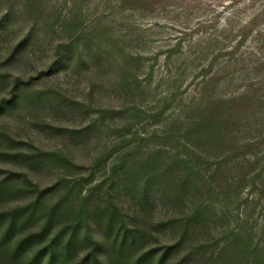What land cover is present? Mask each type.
I'll list each match as a JSON object with an SVG mask.
<instances>
[{"label":"rangeland","instance_id":"obj_1","mask_svg":"<svg viewBox=\"0 0 264 264\" xmlns=\"http://www.w3.org/2000/svg\"><path fill=\"white\" fill-rule=\"evenodd\" d=\"M12 217L0 264H264V0H0Z\"/></svg>","mask_w":264,"mask_h":264},{"label":"trees","instance_id":"obj_2","mask_svg":"<svg viewBox=\"0 0 264 264\" xmlns=\"http://www.w3.org/2000/svg\"><path fill=\"white\" fill-rule=\"evenodd\" d=\"M43 192V191H42ZM21 211H25L27 210L26 207H23L21 209H19ZM11 215V214H10ZM16 222L15 218L12 217L11 218V222H9L8 226H7V229L5 230V235H0V244H3L4 242H10V238H9V235L12 233V229H13V224ZM0 231H1V225H0ZM22 247V246H21ZM21 247H17L16 250L14 249L13 252H15V256H17L16 254L19 253V249ZM13 255V254H12ZM29 264H36V261L35 262H32V263H29ZM46 264H54L53 262V254L51 255V257L46 261Z\"/></svg>","mask_w":264,"mask_h":264}]
</instances>
